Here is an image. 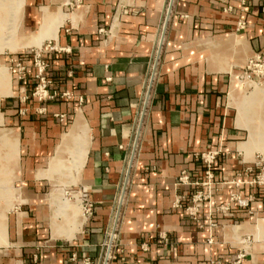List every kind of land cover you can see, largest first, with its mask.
I'll use <instances>...</instances> for the list:
<instances>
[{
	"label": "crops",
	"instance_id": "crops-1",
	"mask_svg": "<svg viewBox=\"0 0 264 264\" xmlns=\"http://www.w3.org/2000/svg\"><path fill=\"white\" fill-rule=\"evenodd\" d=\"M169 3L25 0L21 34L57 24L39 43L53 46L44 57L57 95H32L26 60L24 78L14 68L0 98V131L13 136L0 144V175L11 167L0 181L22 200L0 210V264H264V186L248 183L259 147L247 145L250 129L264 127V94L250 107L239 92L228 98L232 72L264 52V0H172L162 38ZM78 117L89 135L78 180L91 213L58 237L48 192L65 178L58 167L44 173ZM202 152H217L209 188L199 185ZM198 189L208 198L195 218L186 206Z\"/></svg>",
	"mask_w": 264,
	"mask_h": 264
},
{
	"label": "rangeland",
	"instance_id": "rangeland-1",
	"mask_svg": "<svg viewBox=\"0 0 264 264\" xmlns=\"http://www.w3.org/2000/svg\"><path fill=\"white\" fill-rule=\"evenodd\" d=\"M24 2L25 0H0V98L10 93L11 73L14 72V68H15L13 65V61H14L13 55L16 54V51L24 48L22 52H27V51H30L31 49H35V47L36 48L40 47L39 43L41 41V35H40L41 29H39L35 33H32L31 35L27 34L28 36L27 35L24 36V34H21V31H19L20 22H21L22 15H23ZM33 44H38V45L35 47H32ZM232 73H233L232 78L236 82V87L234 89L235 96L233 95L232 97L233 99L232 98L230 99L231 88H229L228 98H229L230 103L235 102L236 95L238 94V92H239L241 99L245 101L246 107H250V105H252L251 103L256 96L257 97L263 96L264 84H258V83H253L249 81H246L244 84H242L237 78V73H234V72ZM230 87H231V84H230ZM237 111H238V108H237ZM248 138L250 139H248L247 145L253 144V141H252L253 136L251 135L250 132H249ZM254 153L256 154V160L264 161V151L262 149L255 148ZM8 157H10V155ZM67 159L70 160L72 158L68 157ZM10 168L11 167L10 166L8 167L6 164V169H7V170L5 169L6 173L0 176L8 177V174L10 173L9 172ZM69 171L70 170L66 171L65 174L68 176L72 175L71 179H69L66 176V178L68 179L67 180L65 179L66 181L64 183L62 182L56 183L55 181H50L51 189L48 192V195L57 194L61 191L60 195L62 194L61 196H63V198L66 199L67 201L69 200V202H74L75 199L78 198V196L79 198H81L80 196L81 193L78 191V187H80L79 180L78 178L75 179L74 174L72 173L69 174ZM11 173L13 174V172ZM12 174L10 175L12 176ZM62 174H63V171H62ZM1 180L2 181H0V210L6 209V212H7L11 207L14 206L16 201L20 202L22 200L20 197H18L19 195H17L15 192L11 193L10 189L7 188L9 187L8 181L3 180V179ZM82 206L84 210L83 201H82ZM47 216H48L49 225H50V214ZM4 217H5L4 215L0 214V225L2 224L3 222L2 220ZM5 220L7 222V213H6ZM0 240H1V235H0Z\"/></svg>",
	"mask_w": 264,
	"mask_h": 264
},
{
	"label": "built area",
	"instance_id": "built-area-1",
	"mask_svg": "<svg viewBox=\"0 0 264 264\" xmlns=\"http://www.w3.org/2000/svg\"><path fill=\"white\" fill-rule=\"evenodd\" d=\"M231 9V6H226L225 10ZM245 26V22L239 19L236 23V29L241 30ZM53 46L50 42L40 48L31 49L30 51L23 52L20 56L13 58V65L17 71V78L22 80L27 71L26 60H29L31 67L33 68V79L34 86L32 90V95L38 100H45L54 98L57 93L49 91V85L52 80L47 75L48 62L44 57V52L52 50ZM29 58V59H28ZM238 80L244 84L246 81L264 84V52L255 53L250 56L246 62L240 67L237 72ZM64 96H68V92L63 93ZM62 120L65 114H57ZM217 152H202L200 158L204 164V179L199 182V185L209 188L211 180L214 178L213 166L215 162ZM255 170L253 175L248 180L249 184L264 186V161L255 160L254 162ZM250 169V168H249ZM252 171V169L250 170ZM189 175L186 171H182L178 177V181L181 183L188 182ZM78 191L81 193L84 205L85 214L88 216L91 213V207L89 203V191L86 186L80 185ZM208 198V193L203 189H198L191 196V203L186 206V210L196 218L199 208L201 207L203 201ZM238 204L245 206L247 205V200L241 199L239 197L234 198ZM222 207V205H220ZM84 264H89L88 260H85Z\"/></svg>",
	"mask_w": 264,
	"mask_h": 264
},
{
	"label": "bare ground",
	"instance_id": "bare-ground-1",
	"mask_svg": "<svg viewBox=\"0 0 264 264\" xmlns=\"http://www.w3.org/2000/svg\"><path fill=\"white\" fill-rule=\"evenodd\" d=\"M44 13L47 14L46 11ZM41 26H43L41 28H45L47 26L46 36H53V34L56 32L57 24H55L54 22H52L50 24L49 22L45 23V21H43ZM46 31L43 32V29H41V31H40L41 32L40 33L41 39H43V37H45ZM40 47H38V48H40ZM231 81L232 82H231V87H230L231 88L230 99L233 97V95L235 96L234 89L236 87V82L234 81L233 78ZM4 84H5V82H4ZM246 113H247L246 117H248L249 111ZM252 115L257 116V112L253 113V111H252ZM260 115H261L260 118L262 119L264 112L261 111ZM246 117L242 113V118L246 119ZM263 128H261L259 130L252 128V129H250V133L253 136V140L251 139L253 141V143L257 147H259L260 149H262L264 151V129ZM88 138H89L88 131H87L82 119H80L78 117L74 121V123L72 124L70 129L61 136V140L57 146V151L55 152V155L52 157V159L50 161L51 164L48 167V169L45 170L44 174H47V172H49V173L53 172V170H55L58 167L59 169L62 168L63 176L65 177L66 180L68 178L71 179V176H72V175L68 176L65 174V172L68 170H70L69 174L70 173L74 174L75 179H77L80 168L84 162V158H85V154H86V147L88 144ZM248 139H250V138H248ZM9 142H10V144L13 143V136L11 135V133H8L5 131H0V144H2V143L9 144ZM74 142H76L75 149L73 148V146L75 144ZM69 154L72 155V159H70V160L67 159ZM10 157H12V156L10 155ZM13 157H12V159H13ZM2 173H4V172H2ZM66 176L68 178H66ZM65 179H63V180H65ZM65 181H63V183ZM60 192L57 194H52L50 197L51 202H54L55 200H57V203H58V205H56V207H52V210H51V226H52V229L54 230V233L57 232L58 237H60V235L61 236L63 235V237H68V236H71L76 231L78 232L82 226L83 221H84V218H85L84 212L85 211L83 210V206H82L83 199H81L82 196L80 194L81 198H79V196H78V198L75 199L74 202H69V200L67 201L66 199L63 198V196H61L62 194L60 195ZM60 199H61V201H60ZM2 215H4V214H2ZM3 220H4V218H3ZM4 228H5V225L2 222V224L0 225V234H2ZM110 238L111 239L113 238V232L110 233Z\"/></svg>",
	"mask_w": 264,
	"mask_h": 264
},
{
	"label": "water",
	"instance_id": "water-1",
	"mask_svg": "<svg viewBox=\"0 0 264 264\" xmlns=\"http://www.w3.org/2000/svg\"><path fill=\"white\" fill-rule=\"evenodd\" d=\"M171 4H172V0H170V3H169V7H168V10H167V16H166V19H165V23H164V26H163V31H162V38L164 36V31H165V28H166V24H167V20H168V16H169V12H170V8H171ZM161 47V45H160ZM158 58V56H157ZM123 193H124V190L122 192V195H121V198H120V203L122 202V199H123ZM119 208H120V204L118 206V210H117V214H116V219L118 217V213H119ZM107 261V256L105 258V262Z\"/></svg>",
	"mask_w": 264,
	"mask_h": 264
}]
</instances>
